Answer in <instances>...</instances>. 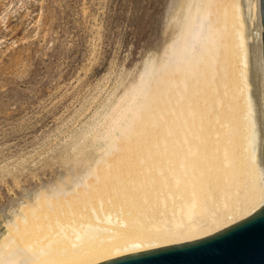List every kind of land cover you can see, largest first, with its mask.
<instances>
[{
	"label": "bare ground",
	"instance_id": "bare-ground-1",
	"mask_svg": "<svg viewBox=\"0 0 264 264\" xmlns=\"http://www.w3.org/2000/svg\"><path fill=\"white\" fill-rule=\"evenodd\" d=\"M263 85L262 0H182L103 117L97 159L12 211L0 264H102L264 209Z\"/></svg>",
	"mask_w": 264,
	"mask_h": 264
},
{
	"label": "rangeland",
	"instance_id": "rangeland-1",
	"mask_svg": "<svg viewBox=\"0 0 264 264\" xmlns=\"http://www.w3.org/2000/svg\"><path fill=\"white\" fill-rule=\"evenodd\" d=\"M181 3L0 0V235L18 205L97 159L103 117L165 46Z\"/></svg>",
	"mask_w": 264,
	"mask_h": 264
},
{
	"label": "water",
	"instance_id": "water-1",
	"mask_svg": "<svg viewBox=\"0 0 264 264\" xmlns=\"http://www.w3.org/2000/svg\"><path fill=\"white\" fill-rule=\"evenodd\" d=\"M262 26L264 60V0ZM102 264H264V209L213 236Z\"/></svg>",
	"mask_w": 264,
	"mask_h": 264
}]
</instances>
